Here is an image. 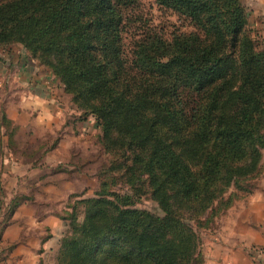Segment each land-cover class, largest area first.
I'll list each match as a JSON object with an SVG mask.
<instances>
[{"label":"trees","instance_id":"obj_1","mask_svg":"<svg viewBox=\"0 0 264 264\" xmlns=\"http://www.w3.org/2000/svg\"><path fill=\"white\" fill-rule=\"evenodd\" d=\"M156 1L195 31L144 33L127 49L139 0H0V47L40 58L124 159L129 191L104 183L74 206L59 264H201L204 218L264 171V47L243 0ZM143 196L161 213L138 207Z\"/></svg>","mask_w":264,"mask_h":264},{"label":"rangeland","instance_id":"obj_2","mask_svg":"<svg viewBox=\"0 0 264 264\" xmlns=\"http://www.w3.org/2000/svg\"><path fill=\"white\" fill-rule=\"evenodd\" d=\"M260 1L243 3L248 29L264 47ZM191 31L195 27L189 20L156 0H139L125 14L127 49L144 33L171 37ZM47 94L54 102L45 108L37 99ZM123 162L120 155L105 149L96 117L78 109L65 85L40 58L20 43L0 47V264H12L21 254L29 264H59L74 206L95 196L104 183L112 191H129L122 177ZM260 191H264V171L251 195L219 215L204 218L205 226L199 230L201 264H220V256L230 248L220 249L222 244L230 246L231 228ZM138 207L161 213L150 196H143ZM78 209L82 219L81 204ZM10 226L14 240L4 237ZM15 251L19 254L12 256Z\"/></svg>","mask_w":264,"mask_h":264},{"label":"crops","instance_id":"obj_3","mask_svg":"<svg viewBox=\"0 0 264 264\" xmlns=\"http://www.w3.org/2000/svg\"><path fill=\"white\" fill-rule=\"evenodd\" d=\"M264 3V0L260 1ZM34 93H36L34 91ZM35 96L40 95L38 92ZM37 99V102L47 108L54 102L52 97L47 94L42 98ZM23 106L25 103L23 102ZM19 215L17 214L16 217ZM13 227H8L4 234L6 239H16L13 235ZM231 240L230 246L222 244L220 249H229L223 252L220 256V264H256L257 254L255 250L257 248L264 249V191L257 192L249 201L248 206L244 210V213L239 215L236 219V225L231 228ZM19 253L16 251L12 256H16ZM263 256V255H262ZM12 264H29L24 255H18L16 262Z\"/></svg>","mask_w":264,"mask_h":264},{"label":"built area","instance_id":"obj_4","mask_svg":"<svg viewBox=\"0 0 264 264\" xmlns=\"http://www.w3.org/2000/svg\"><path fill=\"white\" fill-rule=\"evenodd\" d=\"M255 252L257 254V262L256 263H258V264H264V249L257 248L255 250Z\"/></svg>","mask_w":264,"mask_h":264}]
</instances>
